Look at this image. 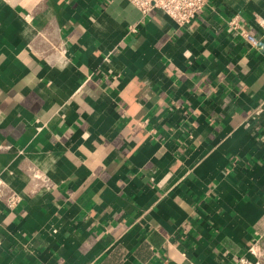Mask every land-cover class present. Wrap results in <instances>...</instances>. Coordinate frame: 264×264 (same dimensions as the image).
<instances>
[{
    "label": "crops",
    "instance_id": "crops-1",
    "mask_svg": "<svg viewBox=\"0 0 264 264\" xmlns=\"http://www.w3.org/2000/svg\"><path fill=\"white\" fill-rule=\"evenodd\" d=\"M0 146V264L264 262V0H0Z\"/></svg>",
    "mask_w": 264,
    "mask_h": 264
},
{
    "label": "built area",
    "instance_id": "built-area-1",
    "mask_svg": "<svg viewBox=\"0 0 264 264\" xmlns=\"http://www.w3.org/2000/svg\"><path fill=\"white\" fill-rule=\"evenodd\" d=\"M135 6L142 14L151 10L160 11L170 18L176 25H188L205 5V0H127ZM230 26H236V19L232 18ZM134 29L135 26H131ZM261 110L258 109V112ZM8 148V146H6ZM2 149V146H0ZM27 176V184L31 192L44 190L54 184L47 172L35 164H28L24 170ZM0 200L7 208L15 207L21 200L20 194L9 187L0 176ZM250 258L242 257L239 259L240 264H264L260 261V253L257 244L249 247ZM187 264H194L188 261Z\"/></svg>",
    "mask_w": 264,
    "mask_h": 264
}]
</instances>
